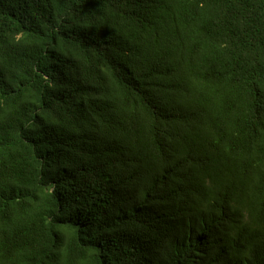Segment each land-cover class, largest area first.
<instances>
[{
  "label": "trees",
  "instance_id": "obj_1",
  "mask_svg": "<svg viewBox=\"0 0 264 264\" xmlns=\"http://www.w3.org/2000/svg\"><path fill=\"white\" fill-rule=\"evenodd\" d=\"M0 264H264V0H0Z\"/></svg>",
  "mask_w": 264,
  "mask_h": 264
}]
</instances>
